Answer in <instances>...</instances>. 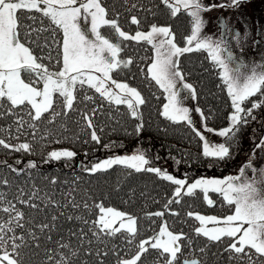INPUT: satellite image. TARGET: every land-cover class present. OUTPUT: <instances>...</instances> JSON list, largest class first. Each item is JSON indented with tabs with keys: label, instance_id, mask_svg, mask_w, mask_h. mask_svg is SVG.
<instances>
[{
	"label": "snow or ice",
	"instance_id": "1",
	"mask_svg": "<svg viewBox=\"0 0 264 264\" xmlns=\"http://www.w3.org/2000/svg\"><path fill=\"white\" fill-rule=\"evenodd\" d=\"M244 2L160 0L171 17L183 12L190 20L186 46L181 47L170 25L151 24L148 31L138 29L134 34L123 30L119 13L114 12L110 18L111 9L103 0H0V118L12 119L11 124L0 129L4 134L0 136V148L29 156L39 154L46 164L71 161L77 156L76 151L66 148L43 151L49 143L81 138L69 121L76 127L83 122L81 132L87 131L90 141L96 144L122 147L115 142L103 144L98 134L104 132V127L97 123L104 115L100 99L109 106L125 105L127 115L136 121L132 132L127 134L139 136L145 128L141 107L148 101L127 79L116 78L134 65L132 57L122 58L120 54L127 47L125 42L135 41L147 42L154 49L147 77L167 93L161 115L174 124L187 125L201 142L200 155L209 160L210 166L232 159L233 145L241 130L264 115V63L250 66L234 55L225 39L231 29L223 19L221 39L204 34L208 23L205 14L217 7L239 8ZM131 24L141 26L142 21L133 15ZM104 27L112 30L115 40L101 31ZM234 35L239 40L241 33L236 31ZM260 42L264 43V31ZM194 51L205 52L219 69L220 86L226 89L232 109L227 127H209V117L196 108L203 118L202 130L190 115L192 109L183 106L178 85L189 90L193 98L196 88L186 82L179 58ZM109 116L114 120L111 130L116 131L120 120L111 117V109ZM205 133H214L225 140L213 143ZM82 142L88 144L89 140ZM256 148L264 150V138ZM15 165L0 161V166L29 179L24 187L17 186L15 192L0 191V264H89L90 261L105 264L110 251L117 257L116 264H209L205 257L212 247L217 248L212 257L218 264L220 257L226 264H264V168L258 170L251 160L237 175L222 179L201 177L191 182L187 177L178 178L153 166L140 149L84 167V171L94 174L121 165L137 173H154L174 185L164 210L146 213L150 220L164 217L166 212L179 216L171 206L180 204L185 196L197 197L198 192L209 206H215L208 194L218 193L231 214L217 217L186 213L199 222L193 231L205 238L200 247L183 231L170 229L166 220L154 235L139 238L137 216L106 207L103 201L90 203L87 193L77 201L75 188L61 193L57 199L54 190L40 187L31 178L30 170L39 168L37 161L17 159ZM45 179L49 185L57 184L56 177ZM11 183L7 178L0 179V185L7 187ZM93 209L97 213L95 219L90 218ZM110 238L121 239L124 248H110ZM122 252L131 254L125 258ZM36 257H40L39 261Z\"/></svg>",
	"mask_w": 264,
	"mask_h": 264
},
{
	"label": "trees",
	"instance_id": "2",
	"mask_svg": "<svg viewBox=\"0 0 264 264\" xmlns=\"http://www.w3.org/2000/svg\"><path fill=\"white\" fill-rule=\"evenodd\" d=\"M103 2L111 9L110 18L114 12L119 13V23L123 30L134 34L138 29L141 31L149 30L151 24L170 25L178 45L186 46V37L190 34V20L183 12L176 17H171L168 10L160 5V0H103ZM132 4H136L137 7L132 8ZM133 15L141 19V26L131 24V16ZM101 31L115 40L111 29L104 27ZM125 44L127 47L120 55L122 58L132 57L134 65L116 78L118 80L127 79L130 85L137 87L148 101L146 105L141 107L145 128L139 136L127 134L132 132V127L136 121L127 115L125 105L109 106L107 101L100 99V104L104 106V115L97 119V123L104 127V132L98 134L101 135L103 144L115 142L122 147L105 148L102 144H96L90 141L87 131L81 132L84 127L83 122H81L80 127H76L69 121L70 127L81 138H65L60 144L49 143L43 151L47 152L59 148L76 151L77 156L71 161L61 160L46 164L43 163L39 154L29 156L23 153L10 152L3 148H0V161L7 160L8 164L13 165L17 159L25 162L28 160L37 161L39 168L30 170L31 178L40 187L54 190L57 199H60L61 193L72 191L75 188L76 191L73 194L77 201L87 193L90 203L103 201L106 207H113L118 211L137 216L140 226L139 238L154 235L162 221L166 220L170 229L183 231L192 239L195 246H203L205 238L196 236L193 231L196 226H199V222L194 217H188L186 213L192 211L217 217L231 214L228 206L222 204V197L218 193L210 192L208 194L215 206H209L202 194L198 192L197 197L185 196L180 204L171 206L174 211L180 213L179 216H172L166 212L164 217H153L150 220L146 217V213L164 210L165 201L172 197L174 185L158 178L154 173H137L121 165L113 166L107 172L94 174L84 171V167H90L110 156L133 154L137 149H140L152 160L153 166L166 169L178 178L187 177L189 182L201 177L222 179L228 175L237 174L241 166L252 159L255 149H257L256 144L261 138H264V127L261 126L264 124V115L259 116L241 130L238 141L233 145L234 155L232 159L210 166L209 160L200 155L201 142L187 125L183 123L174 124L161 115L163 105L166 103L164 91L156 86L150 77H147V68L151 63L150 58L154 56L152 45L147 42L137 43L135 41H128ZM179 60V68L185 73L186 82L193 84L196 88L194 98L196 107L209 117L208 126L216 129L227 127L229 125L228 116L232 109L229 106L230 98L226 94V89L220 86L222 81L218 75L219 69L213 65L203 51L185 53ZM141 69L144 71L142 72ZM89 94L92 92L90 91ZM96 96L99 98V94ZM110 109L111 117L120 120V126L117 127L116 131L111 130L114 120L109 116ZM256 112L259 113L260 110L257 109ZM11 123L12 119L9 117L0 118V129L6 128ZM3 135L0 132V136ZM83 140H89V143L84 144ZM224 140L225 138L223 142ZM157 157L159 158L157 159ZM15 166L22 167L26 164ZM45 177L48 179L56 177L57 184L55 186L49 185ZM2 178H7L12 182L11 186L0 185V191L8 192H15L17 186L24 187L29 179L24 175L17 176L6 167L0 166V179ZM25 211L27 212L29 209L25 208ZM96 214V210L93 209L90 218L95 219ZM108 245L110 248L117 246L120 249L124 248L122 240L119 238H110ZM100 247L103 248L102 245ZM134 251L135 246H132L131 252ZM216 251L217 248L212 247L210 253L205 257L209 264H218L217 259L212 257V253ZM131 252H122V255L127 258ZM35 259L39 261L40 257ZM84 259L88 260L87 257ZM116 260L117 257L110 251L109 256L105 258V264H116ZM89 264H92V261ZM219 264H226L223 257L219 258Z\"/></svg>",
	"mask_w": 264,
	"mask_h": 264
},
{
	"label": "flooded vegetation",
	"instance_id": "3",
	"mask_svg": "<svg viewBox=\"0 0 264 264\" xmlns=\"http://www.w3.org/2000/svg\"><path fill=\"white\" fill-rule=\"evenodd\" d=\"M206 1V0H205ZM213 3H220L222 0H212ZM207 3V2H206ZM217 20L219 33L224 34L221 26L223 19L231 31L225 34V39L231 47L234 55L243 59L249 65L254 62L256 56L264 57V43H261L262 31H264V0H246L239 8H213L205 16ZM241 33L240 39L237 40L234 33ZM254 33L253 44L245 47L244 43L249 41L248 36ZM254 57V58H253ZM251 61V62H250ZM252 158H255L254 155ZM264 159V150L261 151L260 160ZM259 160V161H260Z\"/></svg>",
	"mask_w": 264,
	"mask_h": 264
},
{
	"label": "rangeland",
	"instance_id": "4",
	"mask_svg": "<svg viewBox=\"0 0 264 264\" xmlns=\"http://www.w3.org/2000/svg\"><path fill=\"white\" fill-rule=\"evenodd\" d=\"M205 2H208V0H206ZM209 16H210V14H208V16H205V19L207 20L208 23H207V25H206V27L204 29V34L211 35L213 37V39L219 40V39H221V34L219 33L217 20L216 19L213 20V18L209 17ZM84 27L86 29H88V28H90V25H84ZM89 35H90V38H91V34L90 33H89ZM250 36L254 38V33L251 34ZM250 36H248L247 38L249 39ZM253 38H251L250 40L252 41ZM250 40L244 43L245 47H249L250 45L253 44V42H251ZM153 51H154V49H153ZM154 54H155V52H154ZM255 63H264V57L256 56L254 58V62L251 63L250 66L252 64H255ZM178 90L180 91V94H181L183 106L192 109V112L190 113V115H191L194 123L197 125V127H200L203 130V118L200 116V114L198 112L195 111V109L197 107L195 105L194 98L192 97L191 93L189 92V90L183 89L180 85H178ZM164 94H165V97H167V93L164 92ZM166 103H167V99H166ZM205 134L210 139V141L213 142V143L223 142V139H224L223 137H218L214 133H205ZM261 151H263V150L258 149V148L255 149V151H254V157L255 158L251 159V162H252L253 166L255 168H257L258 170L260 168H264V159H263V161L260 160ZM126 155H131V154H126ZM110 157H112V156H110ZM107 158H109V157H107ZM107 158H105V159H107ZM102 160H104V159H102ZM102 160H100V161H102ZM100 161H98V162H100ZM244 165H245V163L242 166H244ZM237 174H234V175H237ZM228 176H230V175H228ZM211 226L212 225H209V227H211Z\"/></svg>",
	"mask_w": 264,
	"mask_h": 264
}]
</instances>
